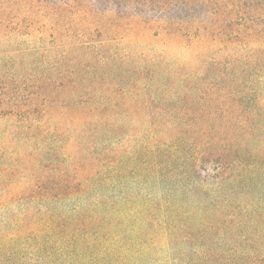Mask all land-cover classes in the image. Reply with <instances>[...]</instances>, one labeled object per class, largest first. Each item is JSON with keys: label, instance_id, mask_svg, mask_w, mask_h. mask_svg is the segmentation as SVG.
<instances>
[{"label": "trees", "instance_id": "16d2710c", "mask_svg": "<svg viewBox=\"0 0 264 264\" xmlns=\"http://www.w3.org/2000/svg\"><path fill=\"white\" fill-rule=\"evenodd\" d=\"M0 264H264V0H0Z\"/></svg>", "mask_w": 264, "mask_h": 264}]
</instances>
